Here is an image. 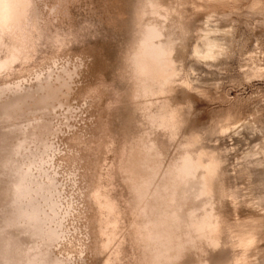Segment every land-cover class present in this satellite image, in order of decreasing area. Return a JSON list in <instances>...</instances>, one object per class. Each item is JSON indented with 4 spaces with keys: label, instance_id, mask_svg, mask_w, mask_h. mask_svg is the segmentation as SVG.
<instances>
[{
    "label": "rangeland",
    "instance_id": "1",
    "mask_svg": "<svg viewBox=\"0 0 264 264\" xmlns=\"http://www.w3.org/2000/svg\"><path fill=\"white\" fill-rule=\"evenodd\" d=\"M36 1L43 45L29 70L7 81L30 84L54 65L75 69L70 107L49 118L55 131L30 171L34 180L51 178L58 186L63 236L52 255L64 264L150 262L129 227L132 196L123 172L128 145L138 138L165 164L178 163L185 149L219 161L211 200L218 233L189 241L181 263L264 264V0H164L173 20L162 39L173 44L177 72L173 91L151 111L171 114L173 132L152 125L132 103L128 55L142 0ZM202 34L217 40L212 58L194 54ZM55 35L60 47L50 40ZM7 185L0 182V217ZM31 241L17 224L0 225V264H18Z\"/></svg>",
    "mask_w": 264,
    "mask_h": 264
},
{
    "label": "bare ground",
    "instance_id": "2",
    "mask_svg": "<svg viewBox=\"0 0 264 264\" xmlns=\"http://www.w3.org/2000/svg\"><path fill=\"white\" fill-rule=\"evenodd\" d=\"M41 20L36 0H0V182L6 180L9 184L3 193L6 206L0 225L17 224L24 238L32 239L20 250L23 259L18 264H64L50 252V247L63 236V216L60 218L57 211V183L51 178L46 184L36 181L30 171L45 158L47 138L55 131L49 118L58 109L70 107L67 98L75 69L69 64L54 65L36 73L30 84L7 81L15 72L26 70L41 50L46 36L40 28ZM172 20L173 14L164 0H142L135 21L134 44L128 55L132 103L142 108L152 125L170 132L175 126L172 115L163 112L155 116L151 109L173 91L175 83L174 47L169 39H162L163 30ZM50 40L61 46L58 35ZM202 41V47L194 48L196 57H214L219 50L217 40L204 37ZM32 147L41 152L32 153ZM151 147L135 138L127 148L123 172L132 196L129 227L136 243L150 255L146 264H183L182 255L189 241L217 232L220 221L211 200L219 161L213 157L205 161L203 153L193 155L185 149L178 163L165 164ZM110 204L105 206L111 213ZM47 208L50 213H46ZM117 229L114 223L113 235ZM174 229L182 232L183 239L176 236Z\"/></svg>",
    "mask_w": 264,
    "mask_h": 264
}]
</instances>
